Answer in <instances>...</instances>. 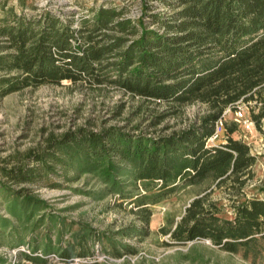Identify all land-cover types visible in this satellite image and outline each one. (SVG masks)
Here are the masks:
<instances>
[{
  "label": "trees",
  "instance_id": "trees-1",
  "mask_svg": "<svg viewBox=\"0 0 264 264\" xmlns=\"http://www.w3.org/2000/svg\"><path fill=\"white\" fill-rule=\"evenodd\" d=\"M28 2L32 12L26 10ZM142 2L140 15L133 19L107 2L69 14L52 11L50 4L38 12L33 0H0V97L64 80L109 82L157 102H199L205 112L166 134L109 126L50 136L41 152H26L32 165L25 162L3 175L13 183L44 186L90 174L105 193L134 197L144 222L153 213L151 204L208 180L235 196L230 214L208 199L205 189L164 232L174 243L206 239L245 259L251 253L259 256L264 251V189L243 193L257 156L234 136L235 121L224 120L223 141L207 144L206 139L214 121L236 105H245L255 128L264 132V0H160L167 11H153L147 0ZM75 3L82 6L79 0ZM137 181L145 193H125ZM0 199L5 214L23 224L17 228L20 224L13 223L10 230L23 243L21 232L44 202L28 188L2 182ZM41 221H33V230ZM8 223L0 213V232ZM50 228L44 234L49 241ZM90 230L84 229L80 237L73 233L77 242L69 241L61 256L89 255L85 243ZM20 253L32 262L43 260L30 251Z\"/></svg>",
  "mask_w": 264,
  "mask_h": 264
},
{
  "label": "rangeland",
  "instance_id": "rangeland-1",
  "mask_svg": "<svg viewBox=\"0 0 264 264\" xmlns=\"http://www.w3.org/2000/svg\"><path fill=\"white\" fill-rule=\"evenodd\" d=\"M8 1L16 3V0ZM79 1L82 6L75 0H48L47 5L50 4L52 11L72 14V11L81 12L83 8L91 5L97 7L107 2L122 7L124 15L135 19L140 15L143 4L142 0ZM147 1L153 11H167L160 0ZM33 2L40 8L38 12L43 9L45 0ZM59 2L62 4L59 5ZM28 3L26 10L32 12L31 2ZM241 107L247 110L245 105ZM204 112L205 106L199 102H157L133 96L119 85L109 82L92 85L84 81L71 83L64 80L61 84L28 86L1 96L0 182L14 189L28 188L44 205L34 210L29 225L21 232L23 243L18 242L19 233L10 235L11 225L14 223L18 226L19 221L5 214L0 206V213L9 219L4 231L0 232V264H264V251L256 257L251 253L245 259L241 253L218 249L206 239L174 243L169 233L164 232L174 226L188 203L203 194L205 189L209 191L208 199L216 201L230 214L235 196L225 188L210 185L208 180L178 189L151 204L153 213L149 221L144 222L138 207L132 202L134 197L122 199L118 194L105 193L102 184L90 174L44 186L13 183L3 175L5 170L25 162L32 165L33 162L26 158V152H41L50 136L58 138L64 132L80 127L97 130L109 126L121 127L125 131L166 134L187 127ZM225 119L234 121L231 112L226 114ZM153 121L158 122L152 124ZM234 136L246 142L257 156L243 193L251 195L260 192L261 188L264 189V132L254 126L249 133L238 125ZM223 140L222 134L215 143ZM140 183L137 181L136 186L125 188V193L130 196L145 193ZM39 218L42 221L33 230L32 223ZM48 225L51 227V241L44 235ZM22 227L21 223L17 228ZM87 227L91 229L88 232L91 236L85 245L90 249V254L78 256L73 252L61 256L63 249L70 245L69 241L71 244L77 242L73 233H78L77 237H80ZM27 240L30 241L28 246ZM20 251H30L43 260L32 262L24 259Z\"/></svg>",
  "mask_w": 264,
  "mask_h": 264
},
{
  "label": "built area",
  "instance_id": "built-area-1",
  "mask_svg": "<svg viewBox=\"0 0 264 264\" xmlns=\"http://www.w3.org/2000/svg\"><path fill=\"white\" fill-rule=\"evenodd\" d=\"M47 3L48 0H45L43 6L46 7ZM61 4L62 2H59V5ZM228 112L232 113L234 121L247 132L250 133L254 129V123L246 111L241 107V105H236L233 110H230L229 108L225 109L221 116L214 121L212 133L206 139L207 144H215L216 140L221 137L224 130L225 116Z\"/></svg>",
  "mask_w": 264,
  "mask_h": 264
}]
</instances>
